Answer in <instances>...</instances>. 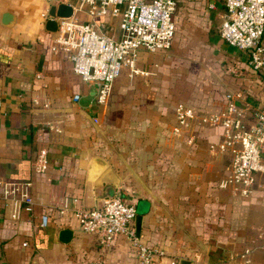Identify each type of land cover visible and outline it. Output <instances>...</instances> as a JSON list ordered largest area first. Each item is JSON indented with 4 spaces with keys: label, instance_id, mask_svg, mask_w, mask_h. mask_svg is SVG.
Wrapping results in <instances>:
<instances>
[{
    "label": "crops",
    "instance_id": "crops-1",
    "mask_svg": "<svg viewBox=\"0 0 264 264\" xmlns=\"http://www.w3.org/2000/svg\"><path fill=\"white\" fill-rule=\"evenodd\" d=\"M176 1L172 46L140 49L137 67L147 73L130 76L124 69L107 103L98 104L94 84L74 72L65 53L51 50L53 31L45 29L41 15L45 0H0V179L31 180L37 202L32 212L22 210L13 219L0 186V264H138L125 235L103 247L70 211L58 210L74 198L77 205H99L105 195L99 186L135 205L132 226L144 243L163 248L162 264L175 257L190 264H239L247 247L252 264H264V175H257L248 196L220 187L230 162L216 148L221 127L193 121L177 128L175 113L180 101L217 111L225 93L235 89L246 95L239 104L257 106L262 79L249 68L246 52L220 37L221 1ZM5 10L14 14L9 25L2 21ZM184 14L189 17L181 25ZM77 16L91 19L85 11ZM96 20L119 34L117 18ZM181 26L186 33L177 32ZM184 35L225 51L237 72L211 76L194 62L183 66ZM50 122L60 131L50 129ZM41 147L49 163L37 173L33 159ZM64 228L72 232L68 241L62 240Z\"/></svg>",
    "mask_w": 264,
    "mask_h": 264
},
{
    "label": "built area",
    "instance_id": "built-area-1",
    "mask_svg": "<svg viewBox=\"0 0 264 264\" xmlns=\"http://www.w3.org/2000/svg\"><path fill=\"white\" fill-rule=\"evenodd\" d=\"M62 1L45 0V9L41 12L44 21L48 8ZM219 1L225 7L219 35L229 45L246 52L249 68L262 79V102L257 106L248 102L239 104L238 101L246 99L242 89L226 92L224 106L217 111H200L180 101L175 105L177 128H188L193 121L221 127L222 137L216 148L227 152L230 162L219 186L248 196L257 175H264V0ZM72 5L71 16L57 18L50 47L54 53H65L74 72L83 81L94 84L98 104L107 103L113 82L124 69H128L130 76L147 73L137 67L140 49L157 52L172 46L176 0H75ZM77 11H85L91 19L81 20ZM97 17L117 18L119 34L103 30ZM78 98L79 94L73 95L74 100ZM49 127L60 131L55 123L50 122ZM48 163V150L41 147L33 159V169L37 173L44 172ZM31 185L29 179H0L11 218L17 219L22 210L32 212L37 202ZM75 201L74 198V204L64 202L57 208L61 212L70 211L81 230L95 234L103 247L109 246L118 235H125L136 249L138 264H162L163 248L144 243L132 226L136 216L134 204L116 194L102 197L100 204L94 207L77 205ZM47 217V214L42 215L41 225L47 223ZM260 230L259 236L264 235V226ZM251 252L252 248L247 247L239 253L238 263L252 264ZM89 264L104 262L93 260ZM168 264H178V258H172Z\"/></svg>",
    "mask_w": 264,
    "mask_h": 264
},
{
    "label": "rangeland",
    "instance_id": "rangeland-1",
    "mask_svg": "<svg viewBox=\"0 0 264 264\" xmlns=\"http://www.w3.org/2000/svg\"><path fill=\"white\" fill-rule=\"evenodd\" d=\"M188 17L189 16L185 14L182 16L181 25H183V20H187ZM181 28L182 29H178L177 32L180 31L186 33L185 26H181ZM183 37L185 43L183 49L180 52V57L186 60L181 62L183 63V66L193 67L192 62H194V66L201 69L204 75H207V73L209 72V75L211 76L212 73L214 75H219L221 71H226L227 73H229L230 70L233 72H237V65H231V61H229V58L225 56V51H222L219 47L216 48L206 43L201 44L199 42H196V39L189 38L185 35ZM199 40L201 41V38H199Z\"/></svg>",
    "mask_w": 264,
    "mask_h": 264
},
{
    "label": "water",
    "instance_id": "water-1",
    "mask_svg": "<svg viewBox=\"0 0 264 264\" xmlns=\"http://www.w3.org/2000/svg\"><path fill=\"white\" fill-rule=\"evenodd\" d=\"M73 14V5L72 3L62 1L57 5L53 4L48 8L47 19L45 20L44 27L49 31H55L57 28V18L64 16H71ZM14 18V14L11 11L5 10L2 14V21L5 25L11 24ZM99 190H102L100 194L105 196L112 195L109 190H106L104 186H99ZM62 240L68 241L71 238L72 232L68 228H64L61 231ZM178 264H190L189 259L181 258L178 260Z\"/></svg>",
    "mask_w": 264,
    "mask_h": 264
}]
</instances>
